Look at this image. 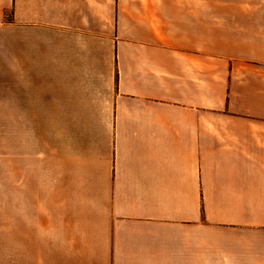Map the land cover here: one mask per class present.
<instances>
[{
    "label": "crops",
    "instance_id": "0c3cea01",
    "mask_svg": "<svg viewBox=\"0 0 264 264\" xmlns=\"http://www.w3.org/2000/svg\"><path fill=\"white\" fill-rule=\"evenodd\" d=\"M0 30L5 264H264V0H0Z\"/></svg>",
    "mask_w": 264,
    "mask_h": 264
},
{
    "label": "rangeland",
    "instance_id": "374dc122",
    "mask_svg": "<svg viewBox=\"0 0 264 264\" xmlns=\"http://www.w3.org/2000/svg\"><path fill=\"white\" fill-rule=\"evenodd\" d=\"M3 37L4 32L0 30V45L3 44ZM4 88V84H0V264H5V190L8 187L11 166L13 186H16L20 158L19 117L4 115Z\"/></svg>",
    "mask_w": 264,
    "mask_h": 264
}]
</instances>
